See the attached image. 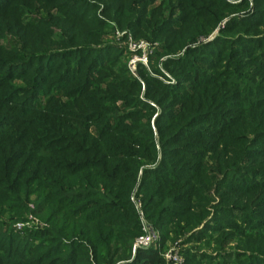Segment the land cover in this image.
<instances>
[{
    "label": "trees",
    "instance_id": "16d2710c",
    "mask_svg": "<svg viewBox=\"0 0 264 264\" xmlns=\"http://www.w3.org/2000/svg\"><path fill=\"white\" fill-rule=\"evenodd\" d=\"M155 1L103 0L119 28L162 39L153 56L171 55L162 70L135 63L134 75L113 45L47 40L41 28L42 40H29L20 15L36 7L0 0V37L17 39L0 46V264H166L164 242L187 230L215 246L183 250L189 264H264V0L179 55L234 6L165 0L147 11ZM37 2L70 25L104 27L74 15L94 9L86 0ZM132 192L156 247L131 252ZM28 211L46 224L15 234Z\"/></svg>",
    "mask_w": 264,
    "mask_h": 264
},
{
    "label": "rangeland",
    "instance_id": "374dc122",
    "mask_svg": "<svg viewBox=\"0 0 264 264\" xmlns=\"http://www.w3.org/2000/svg\"><path fill=\"white\" fill-rule=\"evenodd\" d=\"M88 4L91 7H94V9L90 10L87 9V7H84L82 12L80 14H74L79 16L80 18H86L89 15H94V20L96 19H101L104 21V27L99 28L93 25L94 23L91 24H86L82 21L77 22L75 25H70V17L65 18V14H60V11L58 10L57 6L51 5L52 8L50 10H41L40 7L41 5L37 2L36 0H18V3L20 5H24L27 2L28 7H36V11L32 12L30 10H25L22 13V17L20 15V21L26 24H31L33 25L32 28L28 29V39L29 40H42L41 36L38 35V32L43 30L45 34H48L51 32V37L48 38L47 40H54L55 38L61 39L58 41H64V42H69L70 45H77V44H87V45H113L115 47V50L117 49V54L119 56L120 64L124 62V66L127 68L128 72L131 74H135V63H131L132 59L136 57L137 55L140 54V50L138 49H130L132 43H142L144 46V52L146 59L142 63L140 62L143 67L146 69L150 70L151 72L154 70V67H159L160 63L159 60L165 57H168L171 55L167 54L164 56H159L158 58L153 56L154 51L156 49H159L161 47V41L162 39L156 37V39H153L149 36L146 35L145 38L143 37H136L133 34V30L131 29H126V28H119L116 25V22L112 19L107 18L103 13V8L102 6L104 5L103 0H86ZM159 1H165V0H157L152 5L148 6L146 9L147 11L150 12L151 8L157 5ZM228 4H231L234 6V9H229L230 12H228L227 16L224 17L221 21H219L216 26L210 31V33L206 36H201L197 38L196 40H183L182 47L180 46L179 48H176L173 54H180L183 52V50L186 47H189L190 45L194 44H199V43H205L210 40H212L214 37L218 35L219 29L223 26V24L226 22V20L229 17L236 16V17H242L244 15L249 14V12L252 10V2L250 0H246V5H242L241 0H224ZM58 4V1L57 3ZM240 4V5H239ZM63 6V5H62ZM72 6L68 8L70 10ZM236 7V8H235ZM47 8V7H46ZM80 6H76L72 9L70 15H73L72 12L76 10L78 12ZM66 10V9H65ZM90 10V11H89ZM176 14V13H175ZM67 16L68 13L66 14ZM53 17L54 19H57L56 23L59 26H56L55 24H52L50 22V18ZM3 22H6V20H3ZM53 22V21H52ZM63 26H70L67 29H64ZM57 27V28H56ZM153 23L149 25L148 32L152 31ZM259 31H263L264 27H260L258 29ZM140 31V30H138ZM50 34V33H49ZM10 40H17L15 37L12 35V32L8 34L7 32L4 33L2 37H0V46L1 45H8ZM161 49V48H160ZM115 52V51H114ZM122 52V54H121ZM174 55V56H175ZM150 57L153 59H150ZM157 58V59H155ZM149 60L151 61V64H149ZM157 67V68H158ZM161 68V65H160ZM159 68V70H160ZM162 70V68H161ZM164 73H167V75H170L166 70H163ZM170 77V76H169ZM171 78V77H170ZM172 79V78H171ZM171 82V81H170ZM213 196V195H212ZM130 200L134 203V206L136 208L137 214H138V219H139V212H141L142 218L145 220L146 223H148L151 226V223L144 217V214L142 211L138 209L139 205L138 202L135 201L133 197V192L130 195ZM216 199L214 201H210V203L206 206V209H208L209 213L212 211L211 205L215 204ZM26 207L29 209L33 208V203L29 200L26 202ZM13 213V212H12ZM11 213V214H12ZM24 213V212H23ZM22 213V218L15 221L12 224V231L16 233H22L27 230H33V229H39L40 227H43L46 223L42 218H40L38 215L31 213L30 211ZM8 213H5L2 215V219H5L7 217ZM207 215V214H206ZM209 217V216H208ZM5 221V220H2ZM16 223H20V227L17 228L15 225ZM140 224V223H139ZM200 227V226H199ZM154 229V228H153ZM157 233L159 235V231L157 230ZM190 231L184 232V234H178L177 236L173 237L172 240H170L171 235H169L168 239L164 242L162 246V254L168 250H174L178 253V255L182 259V264H189L188 261L184 260V255L182 254L183 250H187L190 253H213V250L215 246L213 245L212 241L206 240H192V238H189ZM189 238V239H188ZM133 243V242H132ZM132 247V246H131ZM232 243L226 245L223 247L222 251H230L232 250ZM132 252V250H131ZM166 264H169L168 262L165 261Z\"/></svg>",
    "mask_w": 264,
    "mask_h": 264
},
{
    "label": "built area",
    "instance_id": "2783aa9c",
    "mask_svg": "<svg viewBox=\"0 0 264 264\" xmlns=\"http://www.w3.org/2000/svg\"><path fill=\"white\" fill-rule=\"evenodd\" d=\"M144 46L142 43H132L130 49L140 50V54L134 57L131 63L144 62L146 59ZM139 225L140 232L133 240L131 250L134 251L135 248H148L156 247L158 240V233L152 226L145 222L142 218L141 212H139ZM20 223H16V227L19 228ZM164 260L169 264H182V259L178 253L174 250L168 249L162 254Z\"/></svg>",
    "mask_w": 264,
    "mask_h": 264
}]
</instances>
